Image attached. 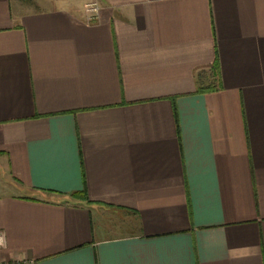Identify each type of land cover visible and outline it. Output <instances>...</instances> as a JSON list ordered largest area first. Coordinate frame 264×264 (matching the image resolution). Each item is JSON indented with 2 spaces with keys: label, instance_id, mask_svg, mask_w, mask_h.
<instances>
[{
  "label": "crops",
  "instance_id": "1",
  "mask_svg": "<svg viewBox=\"0 0 264 264\" xmlns=\"http://www.w3.org/2000/svg\"><path fill=\"white\" fill-rule=\"evenodd\" d=\"M87 1L0 0V264H264V0Z\"/></svg>",
  "mask_w": 264,
  "mask_h": 264
},
{
  "label": "built area",
  "instance_id": "2",
  "mask_svg": "<svg viewBox=\"0 0 264 264\" xmlns=\"http://www.w3.org/2000/svg\"><path fill=\"white\" fill-rule=\"evenodd\" d=\"M83 11L88 20L94 19L99 12V5L95 0L87 1L83 5ZM4 240H5L4 233L3 231L0 230V249L4 245Z\"/></svg>",
  "mask_w": 264,
  "mask_h": 264
},
{
  "label": "trees",
  "instance_id": "3",
  "mask_svg": "<svg viewBox=\"0 0 264 264\" xmlns=\"http://www.w3.org/2000/svg\"><path fill=\"white\" fill-rule=\"evenodd\" d=\"M208 88H211V87H207V89H208ZM198 90L200 91V89H198Z\"/></svg>",
  "mask_w": 264,
  "mask_h": 264
}]
</instances>
